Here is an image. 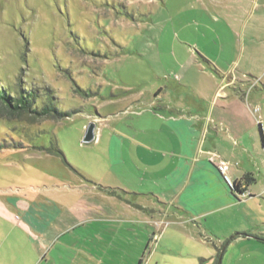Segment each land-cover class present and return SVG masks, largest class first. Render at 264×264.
Instances as JSON below:
<instances>
[{"label":"crops","instance_id":"0c3cea01","mask_svg":"<svg viewBox=\"0 0 264 264\" xmlns=\"http://www.w3.org/2000/svg\"><path fill=\"white\" fill-rule=\"evenodd\" d=\"M225 9L251 75L216 69L173 106L126 97L97 117L89 171L0 196V264H217L225 245L222 264H264V0Z\"/></svg>","mask_w":264,"mask_h":264},{"label":"rangeland","instance_id":"374dc122","mask_svg":"<svg viewBox=\"0 0 264 264\" xmlns=\"http://www.w3.org/2000/svg\"><path fill=\"white\" fill-rule=\"evenodd\" d=\"M228 2L0 0V86L14 96L29 92L33 108L57 110L40 118L0 111V196L89 171L86 128L124 110L126 97L161 96L173 106L194 94L184 85L190 80L220 77L228 67L239 78L251 75L248 53L240 54V38L222 20ZM56 146L63 155L51 153ZM257 200L264 207V193Z\"/></svg>","mask_w":264,"mask_h":264},{"label":"trees","instance_id":"16d2710c","mask_svg":"<svg viewBox=\"0 0 264 264\" xmlns=\"http://www.w3.org/2000/svg\"><path fill=\"white\" fill-rule=\"evenodd\" d=\"M36 99L31 98V95H20L14 96L11 91L6 88L0 86V111L2 115L7 116L9 118L13 117H21L24 114H32L35 117H51L52 111H57L52 105H46L42 108L34 107ZM58 117H69V114L58 113ZM264 143V138H263ZM52 154L61 156L63 155L62 151L56 146L53 148ZM245 181L249 182V178H245ZM245 182V183H247ZM234 191L241 190V184H234ZM113 194L115 192H112Z\"/></svg>","mask_w":264,"mask_h":264},{"label":"water","instance_id":"95a60500","mask_svg":"<svg viewBox=\"0 0 264 264\" xmlns=\"http://www.w3.org/2000/svg\"><path fill=\"white\" fill-rule=\"evenodd\" d=\"M96 128H97V124L95 122H91L87 126L86 132H85L84 138H83V143L84 144H90V143H92L95 140V137H96V134H95ZM255 239H257V238H255ZM225 246L222 248V252H221V254H220L219 258H218L217 264H222V258H223V252L225 250Z\"/></svg>","mask_w":264,"mask_h":264},{"label":"built area","instance_id":"2783aa9c","mask_svg":"<svg viewBox=\"0 0 264 264\" xmlns=\"http://www.w3.org/2000/svg\"><path fill=\"white\" fill-rule=\"evenodd\" d=\"M259 125H261V124L259 123ZM210 157H211V161L216 164V166L219 169V171L223 175H225L227 170H228V163H226L223 160H221L219 155H217L216 153H210Z\"/></svg>","mask_w":264,"mask_h":264}]
</instances>
